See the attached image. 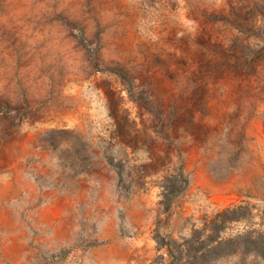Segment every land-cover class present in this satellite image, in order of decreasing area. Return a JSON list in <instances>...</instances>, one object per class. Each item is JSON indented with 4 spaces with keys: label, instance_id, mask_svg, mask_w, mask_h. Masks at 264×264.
<instances>
[{
    "label": "rangeland",
    "instance_id": "1",
    "mask_svg": "<svg viewBox=\"0 0 264 264\" xmlns=\"http://www.w3.org/2000/svg\"><path fill=\"white\" fill-rule=\"evenodd\" d=\"M0 264H264V0H0Z\"/></svg>",
    "mask_w": 264,
    "mask_h": 264
},
{
    "label": "trees",
    "instance_id": "2",
    "mask_svg": "<svg viewBox=\"0 0 264 264\" xmlns=\"http://www.w3.org/2000/svg\"><path fill=\"white\" fill-rule=\"evenodd\" d=\"M186 185L187 182L184 179L182 172L172 178L166 177L161 185L162 191L160 195L162 199L159 202L160 211L169 212L174 199L183 193ZM236 211L237 208L227 209L224 212L219 213L214 219L208 221L201 231H197V235L192 236L190 239H183L182 243L169 241L170 243L168 242L166 244L168 246L170 245V248H172V250L170 251L172 252L173 247H171V245H177L176 255L178 256H183L184 252L186 253L188 251V248L194 249L197 246V249H203L204 243L208 241L212 243V247L213 249H215L217 246L222 245V243L225 242V240L221 236V232L224 228L223 225L226 224L228 220L236 221V219H232V217L228 218L229 215L235 214ZM224 217L226 218L224 219ZM207 232L209 233L207 234Z\"/></svg>",
    "mask_w": 264,
    "mask_h": 264
}]
</instances>
